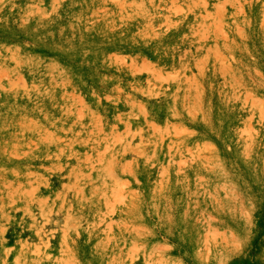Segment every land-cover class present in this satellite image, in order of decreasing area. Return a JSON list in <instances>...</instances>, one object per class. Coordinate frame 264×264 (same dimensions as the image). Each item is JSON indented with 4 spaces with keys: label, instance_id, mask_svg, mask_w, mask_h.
I'll use <instances>...</instances> for the list:
<instances>
[{
    "label": "rangeland",
    "instance_id": "rangeland-1",
    "mask_svg": "<svg viewBox=\"0 0 264 264\" xmlns=\"http://www.w3.org/2000/svg\"><path fill=\"white\" fill-rule=\"evenodd\" d=\"M0 264H264V0H0Z\"/></svg>",
    "mask_w": 264,
    "mask_h": 264
},
{
    "label": "bare ground",
    "instance_id": "bare-ground-1",
    "mask_svg": "<svg viewBox=\"0 0 264 264\" xmlns=\"http://www.w3.org/2000/svg\"><path fill=\"white\" fill-rule=\"evenodd\" d=\"M114 56V55H113ZM26 95V94H25ZM111 190V189H110ZM104 200V199H103ZM105 208V207H104ZM48 243V242H47ZM44 250V249H43ZM37 252V251H36ZM48 254V253H47Z\"/></svg>",
    "mask_w": 264,
    "mask_h": 264
}]
</instances>
